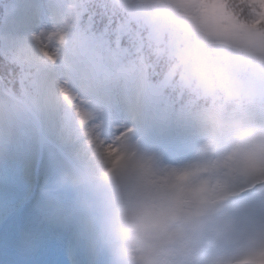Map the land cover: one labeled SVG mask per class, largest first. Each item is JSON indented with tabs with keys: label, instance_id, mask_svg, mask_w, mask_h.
Segmentation results:
<instances>
[{
	"label": "rangeland",
	"instance_id": "374dc122",
	"mask_svg": "<svg viewBox=\"0 0 264 264\" xmlns=\"http://www.w3.org/2000/svg\"><path fill=\"white\" fill-rule=\"evenodd\" d=\"M126 1L128 2L126 4L120 3L121 9L126 11L128 17L134 18L133 15L138 13L139 6L137 4L133 7L135 3ZM78 3L83 4V1H78ZM76 4L77 0H51V9L42 19L36 18L34 11H30L29 15L32 17L30 22L13 25L7 33L1 34L3 50L8 52L11 60L21 64L20 89L23 105L22 107L16 106L12 99L0 97V147L6 149L15 138L20 136L33 138L40 143L38 139L40 136L46 143L41 166L47 167L46 163L53 157L55 161L59 160L55 154L58 153L61 159L65 158V154L56 152L51 144L56 143L75 163L76 158L86 154L95 141L112 142V137L116 136L118 141L129 150L152 159V171L143 177V180L149 183L147 185L165 189L174 187L178 182L181 187L188 190L190 182L185 173L191 155L195 151L192 146L197 136L181 141H169L164 137V143L158 145L155 139L160 140L162 134L155 131L151 134L155 139L150 136L145 143L140 145H135L133 136L129 134L123 136L121 141L120 136L125 128L124 115L122 113L119 119L114 110L118 106L122 112L123 96L125 95V100L130 99L133 83L140 79L139 76H144L147 69H150L152 73L157 68L152 61H147L146 54H142L145 45H150V38L152 42L156 41L158 44L162 38L166 37L165 34L173 36L171 28L167 27V22L164 20L162 10L159 6L140 5L139 17L144 20V26L147 23L150 28H154L153 34L151 35L150 31L140 34L135 30L139 36L136 34L134 38L129 39L130 42L126 43L127 49L129 48L128 54L125 48H120L121 51L118 50L116 54H113L107 45L120 43L130 26L119 25L111 32L110 38L106 39L102 46L97 45L92 50L91 48L88 50L83 47L84 40L78 32L79 22L75 18ZM7 7L4 15L15 17L17 15L15 0L7 3ZM84 12L85 9H79L78 14L82 15ZM221 16H219L220 19L226 24L222 14ZM136 20L135 18L134 21ZM52 24H55L57 28L54 33H50ZM89 24L90 19L83 22L85 27ZM185 24H190L187 18H172L171 27L175 31L182 29ZM229 28L231 30L229 35H244L247 37L246 42L243 44L224 43L221 39L208 37L201 30H195L194 27L195 33L193 34L195 35L177 32L176 37L179 39L172 43V48L168 46L167 49H172V53L184 64L183 71L172 67L167 76L146 80L147 89L141 93V96H145L152 88L156 89L154 85L157 82L159 86L173 85L174 78L179 80L183 76L186 81L190 82L191 76L196 74L201 75V85L203 81L201 88L210 94L214 93L212 84L218 85L221 91L228 96L236 98H245L253 94L254 83L260 82L259 86H256L264 90V42H261L264 38L256 35L257 31L248 30L246 25L233 19L232 27ZM63 35L66 38L64 45L62 44ZM137 42H141L143 47L140 54L130 64V71H127L124 69V64L131 53L130 46L132 47ZM253 49L256 50V54H253ZM132 51L138 53L140 47L134 45ZM238 51L241 52L240 63L236 57L239 54ZM139 58H142V61H139ZM97 67H100V70L96 71ZM45 69L51 73L52 85L48 82ZM55 70L58 72L59 80L57 81L54 80L52 73ZM210 74H212L211 77ZM81 81L87 84L86 95L79 90ZM53 84H57L58 87L55 88ZM251 107L246 108L247 113L243 115V121L260 136L264 134V129L256 124V114ZM235 120V114L231 115L228 112L225 120L227 142L224 156L228 158L234 151H241V159L251 157L252 161L245 165V170L256 174L260 172L261 165L264 164V144L238 145L237 135L232 127V122ZM190 123L193 130L203 131L205 129L206 123L202 117L193 116ZM117 129L118 131L114 132ZM63 163L66 164L64 161ZM4 170L8 177L14 176V170L8 168ZM66 170L68 174L69 168ZM189 178L192 182L191 176ZM170 180L173 183H170ZM63 182L67 184L64 179ZM48 187H52L58 196L70 194L69 187L62 184L60 175H54ZM23 192L25 194L21 203L15 208H19L28 197V192ZM71 198V196H66L65 202L70 201ZM246 199L245 195L238 208L233 211V216L228 223L234 229L236 228L235 218L245 206ZM57 203L58 199L55 201V208H42L38 205L33 211L22 213L26 215L25 221L30 223L29 226H33L35 221L37 223L43 220L45 223L48 220L45 226L40 227L35 234L33 232L31 234V231L25 233L26 239L33 244L34 252L39 255L41 261L31 262L28 254L23 259V264H57L58 254L48 249V246H59L67 236L60 226L50 223L52 210L56 209ZM35 217L37 218L33 221ZM55 226H57L56 229L53 228ZM8 229L11 230V228ZM70 229L75 231L76 225L71 226ZM186 234L184 230L176 248L175 258L178 264H227L232 261L231 258L240 256V252L232 253V250L228 248L222 250L227 243V237L219 234L218 230H214L213 227H204L203 235L195 245L187 243ZM228 235L231 233L228 232ZM246 236L251 238L248 231H246ZM257 238L259 239V235ZM255 245L260 246V241L255 240ZM103 259L105 260V256ZM109 260V264H113L111 256ZM66 264L70 263L66 261ZM76 264H81V256L77 257Z\"/></svg>",
	"mask_w": 264,
	"mask_h": 264
},
{
	"label": "clouds",
	"instance_id": "9594fccd",
	"mask_svg": "<svg viewBox=\"0 0 264 264\" xmlns=\"http://www.w3.org/2000/svg\"><path fill=\"white\" fill-rule=\"evenodd\" d=\"M216 3L177 0L173 7L208 37L229 44L245 43L244 35H229L231 30L220 19ZM252 51L256 54L255 49ZM208 119L213 126L222 122L218 113H210ZM232 127L240 143L264 144V134L258 136L245 121L235 120ZM251 162V157L241 159L242 165ZM152 167L150 157L129 150L119 141L97 140L86 154L76 158L71 177L94 213L113 264H178L176 248L197 213V199L205 193L186 190L178 182L165 189L147 185L143 177L151 173Z\"/></svg>",
	"mask_w": 264,
	"mask_h": 264
},
{
	"label": "trees",
	"instance_id": "16d2710c",
	"mask_svg": "<svg viewBox=\"0 0 264 264\" xmlns=\"http://www.w3.org/2000/svg\"><path fill=\"white\" fill-rule=\"evenodd\" d=\"M5 0H0V12L3 6ZM88 2H91L89 4V10L93 14L95 21H96V29L105 28V21L111 20L113 23L122 20V19H129L126 11L121 9V4L128 3L126 0H87ZM135 5V7L138 4L137 11L138 13H135L136 21H131L136 27L139 28L140 34H145L146 32H151V35L153 34L154 28L149 29V25L145 23L144 26V20L139 17V10L141 9L140 5H147L149 6H159L162 10L163 17H166L169 22H172V18H186L181 13H179L174 7L173 4L177 2V0H166V2H163L164 0H129ZM216 10L219 11V16L221 14L223 15L224 19L226 20V25L228 27H232V19L236 20L237 22L246 25V28L248 30H254L257 31L255 34L260 35L262 38H264V0H217V3L214 5ZM149 29V30H148ZM193 27H190V24L186 26V28L178 29V31H175L171 28V33L173 34L171 36H168L165 34V38H162V40L157 44L156 41L152 42L151 38L149 40L150 45H146V56L147 61L154 64V66H157L156 68V75L153 79L158 78L160 76L164 77L167 76L170 73L171 67H173V62L168 57L171 53L167 49L169 45H171L173 42L178 40L179 38L177 36V32H186L188 34H193L194 30ZM196 30V29H195ZM174 32V33H173ZM83 44L84 48H87L88 50L92 47V41L88 38H83ZM223 41V40H222ZM264 42V39L261 41ZM236 61V60H235ZM184 64L182 65V71H183ZM180 71V68H177ZM212 74H210L211 77ZM200 76L201 75H192L190 82L186 81V79H173V85H162L165 88V93L170 99L178 98L180 95L181 90H193L195 93H200L199 89L203 86L200 84ZM152 79V80H153ZM199 84L195 85L194 83L198 82ZM158 84V82H157ZM155 86V85H154ZM214 87V93L216 96H221L224 94V92L221 91V88L218 87V85L212 84ZM162 88V87H158ZM184 95L181 96V98ZM224 97V96H223ZM180 98V97H179ZM186 98V97H184ZM196 99L197 101L204 100V96L202 93L197 94L194 97H189V99ZM221 98V97H220ZM250 98V95L247 97H225L221 98L220 100H217V103L219 107L222 109H225V112H227V109H232L234 107L235 103L238 101H243V106H246L248 103V99ZM257 99H263L262 95L257 96ZM183 102V100H182ZM196 102V101H193ZM244 169V167H240V169ZM244 173H248L245 171ZM238 177V178H237ZM237 177L235 176V183L234 186L239 187L241 186L240 183V175L238 174Z\"/></svg>",
	"mask_w": 264,
	"mask_h": 264
},
{
	"label": "snow or ice",
	"instance_id": "6c2138e0",
	"mask_svg": "<svg viewBox=\"0 0 264 264\" xmlns=\"http://www.w3.org/2000/svg\"><path fill=\"white\" fill-rule=\"evenodd\" d=\"M17 15L0 17V34L7 33L13 25L30 22V11L42 19L51 9V0H15ZM45 148L37 140L29 137L15 138L5 149L3 164L14 171L32 173L41 168ZM75 248L81 256V264H97L96 257L88 250L87 241L82 236L68 234L59 244L57 264H66L65 252Z\"/></svg>",
	"mask_w": 264,
	"mask_h": 264
},
{
	"label": "bare ground",
	"instance_id": "6f19581e",
	"mask_svg": "<svg viewBox=\"0 0 264 264\" xmlns=\"http://www.w3.org/2000/svg\"><path fill=\"white\" fill-rule=\"evenodd\" d=\"M53 51H54V50H53ZM49 53H50V50H49ZM45 72L48 74V82H49V84L52 85V82H51V73H50L47 69H45ZM52 73H53V78H54V80H55V81L59 80V78H58V72L55 70V71H53ZM80 83H82L81 85H85V81H81ZM81 85L79 84V90H80L83 94H85V93L87 92V90H88V87L86 86V87L84 88V87H82ZM53 86H55V88L58 87L57 84H53ZM45 220H46V219H45ZM47 221H48V220H46L45 223L43 222V220H41V221H39V222H37V223H36V221H35V224L31 227V232H30V233L32 234V232H33V234H35V233L37 232V230H40V229H39L40 227L45 226V224L47 223ZM54 229H56V228H54ZM48 249H50V250H54L55 253L58 254L59 246L52 247V246L50 245V246H48ZM66 255H67V254H65V257H66Z\"/></svg>",
	"mask_w": 264,
	"mask_h": 264
}]
</instances>
